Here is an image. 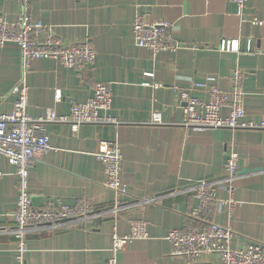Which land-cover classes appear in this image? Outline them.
Segmentation results:
<instances>
[{"label": "crops", "instance_id": "obj_1", "mask_svg": "<svg viewBox=\"0 0 264 264\" xmlns=\"http://www.w3.org/2000/svg\"><path fill=\"white\" fill-rule=\"evenodd\" d=\"M25 4L33 23L44 28L38 41L50 29L61 42L88 41L96 51L94 63L83 70L34 60L27 76V114L37 119L52 110L68 116L71 106L87 102L101 82L112 90L108 115L118 122L77 131L67 124L48 125L51 150L33 155L28 177L32 206L59 200L109 210L115 193L104 186V168L96 157L101 141L120 147L121 183L128 189L118 212L28 232L25 264H107L112 235L127 234L133 221L146 223L148 238L129 243L118 264H188L170 255L166 236L188 224L199 204L194 190L200 182L235 203L232 210L221 205L208 214L234 232V245H264V128L188 130L181 104L182 90L205 99L195 86L208 78L229 90L233 71L240 69L245 74L242 122L264 124V27L248 22L264 19V0H247L243 18L228 0H0V14L16 22ZM136 17L169 23L176 42L186 48L153 55L138 47L132 34ZM224 40L238 41L240 52L216 50ZM248 40L252 54H245ZM20 75L19 48L6 44L0 48V113L12 111V89ZM154 113L160 124L152 123ZM231 152L238 154V173L230 195L223 182ZM17 195L15 168L2 159L0 214L15 210ZM13 228L11 219L0 218V264H18L9 234ZM197 264H219V259L206 256Z\"/></svg>", "mask_w": 264, "mask_h": 264}, {"label": "built area", "instance_id": "obj_2", "mask_svg": "<svg viewBox=\"0 0 264 264\" xmlns=\"http://www.w3.org/2000/svg\"><path fill=\"white\" fill-rule=\"evenodd\" d=\"M247 0H228L236 7L237 15L244 16ZM251 26L264 27V19L252 17ZM43 26L34 24L27 5H23L16 22H9L0 14V48L13 43L19 48L21 75L12 89L15 96L13 109L0 113V160L6 159L15 168L18 182L16 208L8 217L14 223L9 234L15 242L14 252L18 264H25L27 253L26 235L30 231L52 229L63 222L83 221L93 216L118 212L123 207V199L128 189L121 183L122 155L116 143L101 141L96 154L101 161L106 180L104 186L115 193L113 206L109 210H94L84 202L75 205L63 204L61 201H48L42 208L32 206L28 190V177L34 162V154H47L51 150L47 126L50 124H67L73 131L79 127L117 125L116 119L108 113L112 107V90L104 83H96L92 97L83 104H73L68 116H59L47 110L45 116L31 118L27 112L29 87L27 76L34 60L45 59L60 63L66 68L83 70L92 65L96 51L88 41L64 43L58 40L50 29L45 30V38L38 41V34ZM132 34L138 47L150 51L153 55L160 52H176L186 48L176 42L171 25L159 21L148 23L136 17L132 23ZM191 49H196L192 47ZM222 53H239L238 41H222L216 49ZM245 54H252L251 41H247ZM245 74L235 69L230 78V89L224 91L218 87L214 78H208L204 84H196L203 91L205 99L193 97L188 90H182L181 104L183 127L196 129L257 130L264 128L253 122L244 123L245 116L243 89ZM226 112V114H224ZM152 123L160 124L161 116L152 114ZM238 154L231 152L224 164V187L230 192L238 173ZM195 198L198 207L189 216L188 224L183 229L173 230L166 236L170 245V255L183 257L188 264H197L204 257L216 255L219 264H264V245L248 242L236 246L233 244L234 232L225 226L213 222L208 214L214 207H235L232 200H221L218 188L206 182L197 184ZM148 238L147 225L143 221H133L129 232L123 236L112 235L107 264H118V254L131 242Z\"/></svg>", "mask_w": 264, "mask_h": 264}]
</instances>
